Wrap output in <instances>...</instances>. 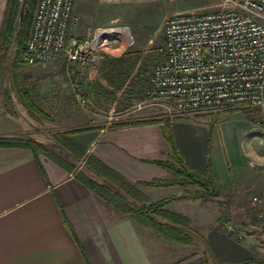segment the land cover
Wrapping results in <instances>:
<instances>
[{"label": "crops", "instance_id": "crops-1", "mask_svg": "<svg viewBox=\"0 0 264 264\" xmlns=\"http://www.w3.org/2000/svg\"><path fill=\"white\" fill-rule=\"evenodd\" d=\"M5 5L6 0H0V26ZM3 112L1 137L26 134V128L13 124ZM206 113L210 112L189 115ZM169 120L117 129H108L107 123L80 133L81 141H74L132 187L172 178L157 164L168 161L171 151L164 130L170 131L188 169L201 178L210 176L218 189H230L231 169L238 171L242 166L235 152L245 153L254 146L264 151V130L250 125L224 130L222 121L212 123L209 116L179 115ZM88 127L96 126L83 128ZM78 170L82 169L76 166ZM75 171L24 148H0V264H264L256 262L264 258V250L254 239L249 236L238 242L219 229V211L211 225L203 227L201 207L209 201L180 200L167 206L168 211L186 217L191 228L203 231L201 241L180 245L118 213L78 181ZM85 173L100 184H110L91 171ZM258 178L259 193L264 196V158L258 164ZM171 188L181 187L138 189L149 204L171 197H155Z\"/></svg>", "mask_w": 264, "mask_h": 264}, {"label": "rangeland", "instance_id": "rangeland-1", "mask_svg": "<svg viewBox=\"0 0 264 264\" xmlns=\"http://www.w3.org/2000/svg\"><path fill=\"white\" fill-rule=\"evenodd\" d=\"M26 1H20L18 20L20 17L23 19L26 13ZM219 5L220 0H76L68 33L70 37L82 39L90 30L114 29L113 37L117 38V42L111 43V48L104 53V57H118L128 49L138 50L144 59L143 76L147 78L161 59L157 50L162 44V30L166 19L173 15L213 12L219 8ZM18 20L14 38L21 24ZM12 54L9 52L8 62L0 65V111L10 116L13 124L27 129L26 134L21 136L30 137L44 145L53 146L54 136L59 132L71 131L68 129H82L89 125L104 127L107 123L110 125L126 121L176 119L180 115L170 103L145 101L143 93L141 94L137 89L128 88L126 96L121 98H104L101 95L98 101L89 100L88 90L92 83L97 81L101 64L97 70L79 73V67L68 63L65 56L44 64L22 67L15 83L10 68ZM76 90L86 97L85 105L76 101ZM23 93L42 112V117H36L28 111L22 100ZM183 115L195 118L209 116L212 123L222 121V125L225 124L222 126L224 130L228 128L242 130L246 125H250L253 130H264V108L235 106L226 110L199 114L200 116ZM79 134L72 136V139L81 141L83 135ZM54 147L56 152L65 154L61 148ZM257 148L251 147L245 153L242 150L235 152L236 160L242 166H240L241 170H238L239 174L238 171L231 169V188H219L224 189L221 196L202 204L203 206L201 203L196 206L197 208L202 206V220L206 221L203 227L206 224L211 225L216 212L219 211L218 227L223 233L230 236L226 226L232 224L244 235V238L238 242L250 236L257 246L264 250V221L258 217L260 213L264 214V196L259 193L258 178V164L264 158V151ZM83 163L84 160H80L76 162V166L86 171ZM240 175L243 176L239 178ZM224 186L227 188L229 184ZM197 190L195 186L164 189L155 197L166 198L179 192L193 194ZM199 212H196L197 217L200 215ZM158 219L164 218L158 217ZM190 224L191 222L188 227L195 236L194 240L191 239L193 244H188L192 246L201 241L196 237H200L203 231L191 228ZM184 225L181 227L186 228V224ZM186 250L189 251V248Z\"/></svg>", "mask_w": 264, "mask_h": 264}, {"label": "built area", "instance_id": "built-area-1", "mask_svg": "<svg viewBox=\"0 0 264 264\" xmlns=\"http://www.w3.org/2000/svg\"><path fill=\"white\" fill-rule=\"evenodd\" d=\"M75 1L36 0L25 47L28 65L65 56L79 73L98 69L117 42L115 30L70 37ZM157 51L161 61L145 82V101L170 103L180 115L264 108V0H220L213 12L173 15L164 22ZM75 99L87 103L79 90ZM258 217L264 221L263 213ZM226 227L232 239L244 238L236 226Z\"/></svg>", "mask_w": 264, "mask_h": 264}, {"label": "trees", "instance_id": "trees-1", "mask_svg": "<svg viewBox=\"0 0 264 264\" xmlns=\"http://www.w3.org/2000/svg\"><path fill=\"white\" fill-rule=\"evenodd\" d=\"M36 0L26 1V13L23 16L21 24L14 38V32L19 15L20 1L6 0L3 19L0 26V65L8 62V53L12 52L13 58L10 62L12 79L16 83L18 72L26 62V43L28 41L31 29V14L34 10ZM161 59H159L160 61ZM142 53L138 50L128 49L118 57L105 56L98 72L97 81L93 82L88 90V99L98 101L99 96L116 97L126 96L127 89H137L141 94L147 80L144 77L145 68ZM158 61V62H159ZM157 62V63H158ZM132 93V92H131ZM24 94V93H23ZM83 96V95H81ZM85 97V96H83ZM23 103L28 111L36 117H42V112L37 109L30 98L24 94ZM169 122V119L160 120H141L126 121L110 124L108 129H117L151 123ZM90 129H100L99 126L75 129L71 131L59 132L54 136V145H44L36 140L21 136L17 138H4L0 136V148H24L29 150L35 157L43 155L54 161L66 171H75L76 162L84 160V169L109 182V185L100 184L86 175V171H75L76 178L85 187L99 196L102 200L110 204L118 213L129 217L131 220L142 223L152 229L158 236H162L180 245L193 244L195 236L191 234L188 227L189 220L181 215L174 214L167 210L170 203L188 200V201H212L223 194L224 189H218L210 176L201 178L194 175L185 165L182 157L174 147L172 136L169 130L163 131V136L170 144L169 160L166 162H157L158 165L170 172V180L153 179L149 182H139L136 186H129L114 171L107 168L94 156L87 154L85 148L76 143L72 136ZM64 150L65 154L55 151V147ZM178 186L186 188L195 186L198 190L195 193L185 192L179 196H171L160 201L146 204V197L139 191L140 187H170ZM130 198L132 202H128ZM153 216L161 217L167 220V223H160ZM222 218L220 219L221 222ZM186 224V228H181ZM185 227V225H184ZM201 237H196L200 239ZM193 239V240H191ZM264 263V258L256 261Z\"/></svg>", "mask_w": 264, "mask_h": 264}, {"label": "water", "instance_id": "water-1", "mask_svg": "<svg viewBox=\"0 0 264 264\" xmlns=\"http://www.w3.org/2000/svg\"><path fill=\"white\" fill-rule=\"evenodd\" d=\"M21 20H22V18L20 17V18H19V20H18V23H20V22H21Z\"/></svg>", "mask_w": 264, "mask_h": 264}]
</instances>
